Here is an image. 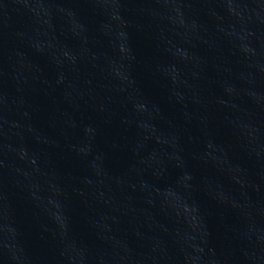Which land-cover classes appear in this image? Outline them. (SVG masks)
I'll use <instances>...</instances> for the list:
<instances>
[{"label": "water", "instance_id": "95a60500", "mask_svg": "<svg viewBox=\"0 0 264 264\" xmlns=\"http://www.w3.org/2000/svg\"><path fill=\"white\" fill-rule=\"evenodd\" d=\"M0 264H264V0H0Z\"/></svg>", "mask_w": 264, "mask_h": 264}]
</instances>
